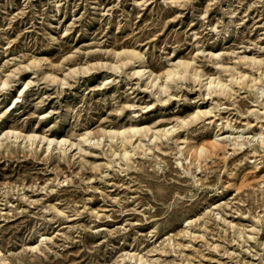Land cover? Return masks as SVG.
I'll list each match as a JSON object with an SVG mask.
<instances>
[{"label": "rangeland", "instance_id": "obj_1", "mask_svg": "<svg viewBox=\"0 0 264 264\" xmlns=\"http://www.w3.org/2000/svg\"><path fill=\"white\" fill-rule=\"evenodd\" d=\"M0 252L264 264V0H0Z\"/></svg>", "mask_w": 264, "mask_h": 264}, {"label": "bare ground", "instance_id": "obj_2", "mask_svg": "<svg viewBox=\"0 0 264 264\" xmlns=\"http://www.w3.org/2000/svg\"><path fill=\"white\" fill-rule=\"evenodd\" d=\"M128 53H129V55L127 56V57H129V58H140L141 57V54L140 53H138V52H131V51H128ZM141 63V62H140ZM179 65V64H178ZM139 66V65H138ZM181 71H184V72H186L187 70H188V66H189V64L188 63H182L181 65ZM190 69V68H189ZM192 69V68H191ZM181 71H179V70H172V69H169L168 70V72H167V78H169L170 79V77H171V75H174V74H179V76L181 75L180 74V72ZM190 71V70H189ZM193 71V70H192ZM191 72V71H190ZM135 74H137L138 76H140V78L141 77H144V79H146L147 80V83H150V84H154L156 81H157V74L153 71V70H151V69H148V68H146L145 66H142V68H140L139 67V69L138 70H136L135 72H134ZM194 73V77H197V78H201L202 76H200V74L201 73H198L197 71L195 72H193ZM192 74V73H191ZM193 75V74H192ZM196 78V79H197ZM207 79V78H206ZM198 81V80H197ZM200 81V80H199ZM213 82V80L212 79H210L209 80V84L210 83H212ZM214 83V82H213ZM222 83H220V85H221ZM146 85H149V84H146ZM157 85H158V83H157ZM160 85V84H159ZM162 85H163V83H162ZM220 85H219V88H220ZM226 85V84H225ZM224 85V86H225ZM215 86V85H214ZM216 87V86H215ZM215 89V88H214ZM218 90V89H217ZM223 90V89H222ZM214 91V90H213ZM219 91H221V89L219 90ZM228 91V90H227ZM215 92V91H214ZM225 93V92H224ZM223 94V93H222ZM164 100V99H163ZM146 107V106H145ZM207 112V111H206ZM207 132V131H206ZM199 133H200V131H198V132H196L195 131V135L196 136H199ZM203 134V133H202ZM13 135H15L16 137H17V134H13ZM15 136H14V138H15ZM124 136V135H123ZM35 137H33V136H28V140H33ZM131 138V137H130ZM219 138H222V137H219ZM25 139H26V137H25ZM41 139L43 140V139H46L47 140V144L48 145H50V143H51V141H52V139H50V138H45L44 136L43 137H41ZM193 139V138H192ZM222 139H224V136H223V138ZM36 140V139H35ZM41 140V141H42ZM124 140H127V139H124ZM245 140V139H244ZM34 141V140H33ZM38 141V140H37ZM248 141V140H247ZM29 142V141H28ZM126 142H128V140L126 141ZM195 142V141H194ZM250 142V141H249ZM30 143V142H29ZM125 143V142H124ZM196 143V142H195ZM195 143H192V142H189V144H188V148H190V150H192L194 153H196V154H198L199 156H202L203 158H207L208 157V154H209V151H210V149L209 148H207V146H205V145H203V144H200L199 142H197L196 144ZM212 146V145H211ZM215 146V145H214ZM48 148V147H47ZM193 148V149H192ZM47 150V149H46ZM126 154H127V152L125 151L124 152V156H126ZM243 169H242V165L240 164V165H237L233 170H232V177L234 176V175H239L240 173H241V171H242ZM1 253V252H0ZM1 260L2 261H4V259L1 257Z\"/></svg>", "mask_w": 264, "mask_h": 264}]
</instances>
